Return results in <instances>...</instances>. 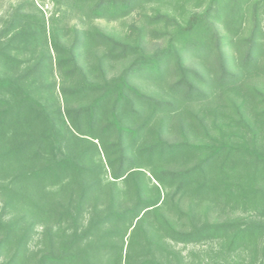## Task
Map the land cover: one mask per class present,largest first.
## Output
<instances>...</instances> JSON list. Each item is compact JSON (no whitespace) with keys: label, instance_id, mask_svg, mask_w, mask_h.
<instances>
[{"label":"trees","instance_id":"1","mask_svg":"<svg viewBox=\"0 0 264 264\" xmlns=\"http://www.w3.org/2000/svg\"><path fill=\"white\" fill-rule=\"evenodd\" d=\"M51 1L0 16V264H264V0Z\"/></svg>","mask_w":264,"mask_h":264},{"label":"rangeland","instance_id":"2","mask_svg":"<svg viewBox=\"0 0 264 264\" xmlns=\"http://www.w3.org/2000/svg\"><path fill=\"white\" fill-rule=\"evenodd\" d=\"M31 1L33 0H0V16L6 15L7 12H9L12 8L17 6L18 4H23L24 9H28L29 8L28 3ZM34 1L37 3L38 7L42 10V12L46 17L53 12L54 7L51 0H34ZM136 23H138L137 17L133 16L131 18H127L126 20L117 21V22H106L104 20H99V21L96 20L94 22V25H96L97 27L99 26L105 32L121 37L129 31L130 25ZM1 261L2 258L0 259V262Z\"/></svg>","mask_w":264,"mask_h":264}]
</instances>
